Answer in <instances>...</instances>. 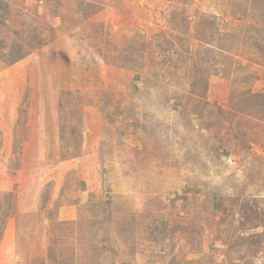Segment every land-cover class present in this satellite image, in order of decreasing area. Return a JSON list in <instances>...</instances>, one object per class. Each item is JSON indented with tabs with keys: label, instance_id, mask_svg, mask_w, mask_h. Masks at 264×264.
<instances>
[{
	"label": "rangeland",
	"instance_id": "rangeland-1",
	"mask_svg": "<svg viewBox=\"0 0 264 264\" xmlns=\"http://www.w3.org/2000/svg\"><path fill=\"white\" fill-rule=\"evenodd\" d=\"M2 1L0 264H264V0Z\"/></svg>",
	"mask_w": 264,
	"mask_h": 264
},
{
	"label": "trees",
	"instance_id": "trees-1",
	"mask_svg": "<svg viewBox=\"0 0 264 264\" xmlns=\"http://www.w3.org/2000/svg\"><path fill=\"white\" fill-rule=\"evenodd\" d=\"M4 4V5H3ZM0 10H5L6 13L9 12L8 7L5 5L4 1L0 0ZM21 59V56H17L15 59H13L14 62H17ZM6 216H3V213L0 211V220H5ZM1 224V223H0Z\"/></svg>",
	"mask_w": 264,
	"mask_h": 264
}]
</instances>
